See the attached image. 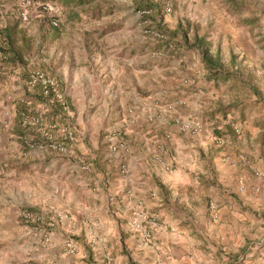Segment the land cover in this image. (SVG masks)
Returning <instances> with one entry per match:
<instances>
[{
	"label": "crops",
	"instance_id": "0c3cea01",
	"mask_svg": "<svg viewBox=\"0 0 264 264\" xmlns=\"http://www.w3.org/2000/svg\"><path fill=\"white\" fill-rule=\"evenodd\" d=\"M172 1L173 15L181 13L180 5L186 1ZM226 4L225 14L215 11L211 0L188 4L190 25L194 22L208 30L212 24L215 34L210 37L230 53L229 59L235 57L234 69L240 76L264 69L257 62L262 56L258 42L264 38V0ZM20 5L19 0H0V30L16 26L13 46L23 58L21 63L0 61V257L4 264H212L219 249L236 252L242 246L245 238L240 235L247 222L239 219L254 216L264 226V130L249 129L246 139L236 141L239 146L223 152L229 158L220 160L222 151L213 150L208 130L213 97L192 91L196 63L202 66L200 53L180 48L174 56H158L149 65V39L153 38L143 35L145 17L139 9L131 17L133 5L128 15L112 19L114 45L109 54L102 53L103 62L95 71L62 65L68 56L57 43L63 38L60 27L47 25L43 40L52 46L47 59L52 67L42 70L55 76L64 89L76 139L70 154L41 148L39 133L20 124L21 113L39 100L38 89L26 84L28 72L41 69L39 63L38 67L29 64L36 55L28 52L25 43L37 41L19 18ZM157 13H153L156 23L169 28L173 20ZM132 30L136 50L128 44ZM191 36V41L204 36L211 43L206 34ZM202 81L195 87L204 88L209 82L205 76ZM253 86V91L261 89ZM235 98L237 108H242L241 96L236 93ZM58 109L54 106L48 119ZM191 120L205 121L204 128L191 133L181 126ZM236 150L246 153L247 163L238 160ZM208 199L218 205L217 220L209 226ZM22 211L45 220L47 240L33 235L19 216ZM134 211L158 217L159 227L151 230L156 247L144 244L130 227ZM67 239L74 241L75 252L65 247ZM206 249L208 254H203ZM253 254H262V249L252 247L242 257L244 264L264 263V259L254 260Z\"/></svg>",
	"mask_w": 264,
	"mask_h": 264
},
{
	"label": "rangeland",
	"instance_id": "374dc122",
	"mask_svg": "<svg viewBox=\"0 0 264 264\" xmlns=\"http://www.w3.org/2000/svg\"><path fill=\"white\" fill-rule=\"evenodd\" d=\"M34 2L39 3H46L48 10L42 9L41 5L31 6L29 9V17L28 20L22 21L24 24L27 25L30 33L33 35V38L37 41H27L26 49L28 52H33L35 56L34 59H31L30 66H36L41 69L50 70L52 67V61L47 63L48 59V51L52 46L47 45V43L43 40L44 35L48 30L47 25H49L52 17L57 20L58 28L60 27L59 32L62 34V43H59L60 48L62 51H66L68 60L62 61L61 64L68 66V68H76V67H86L88 69H93L94 71L101 66L103 62L100 60L102 58V53L106 54L110 52L112 45H114V30L112 29L113 25L111 24L112 19H114L117 15L130 12L129 6L133 5L131 17L134 16L135 11L139 9L138 3L136 0H92L91 2L87 3L85 0L84 3L80 5H74L72 2L70 3L68 0H33ZM184 5H180L181 13H174L173 1L169 0L171 4V11L166 12L163 10L162 4L160 1L157 0H150L152 2V6L157 7V11L159 13L167 14L169 19L173 20L171 26H169L168 33L170 31H184L186 30L188 36L191 39V35L194 32H197L200 35L206 34L209 37L211 43V52H214L216 49L219 50L221 59L225 64V67L228 69H232L233 67L229 64V55L230 53L222 47L219 42L217 44L214 43L212 40V35L215 34L212 28V24L208 26V30L204 29V27H200V25L196 26L195 23L190 25L189 19L190 17L188 13V4H194L197 0H185ZM204 1V0H203ZM236 1V0H233ZM20 2V1H19ZM228 0H211V4L214 5L215 11H220V13L228 12L225 9V5H227ZM118 5V6H116ZM21 7V5H20ZM118 7V8H117ZM120 7L122 9H120ZM264 8V5H263ZM129 10V11H128ZM160 10V12H159ZM162 10V12H161ZM119 12V13H118ZM151 15H154V12H151ZM264 15L263 13H261ZM161 15V14H160ZM150 21H154V18L151 16L148 18ZM147 19V20H148ZM158 19V17L156 18ZM163 19V18H162ZM145 20V19H144ZM142 20L143 26V35L146 34L149 38H153V40L149 39L150 43V54H149V65L152 64V60L156 57H171L174 56L173 52L179 51V49H184L192 52V50L188 49L186 46L182 45L180 41H182V35L178 34L176 37H168L169 42L162 41L154 37V25L146 24ZM176 21V22H175ZM264 23V17L262 18ZM104 23V25L99 26L100 23ZM133 28L129 27V29ZM131 39L129 40V45H132V49L136 50L138 48V43L135 42L133 34L135 33L133 30L131 32ZM169 36L170 35L169 33ZM220 39V37L218 38ZM258 42L259 45L258 50L262 53V56L258 62V65H264V38ZM60 41V40H59ZM159 41L158 43H154L151 45L152 42ZM189 43L191 40H189ZM162 42V43H160ZM158 44V46H156ZM215 44V45H214ZM55 45V44H54ZM165 45L166 47L163 48ZM169 50V51H168ZM99 56L98 54H100ZM111 54V53H110ZM177 55V54H176ZM138 56V55H137ZM197 57H195L196 60ZM110 61H113L111 56H108ZM138 60V58H135ZM262 61V64L261 62ZM196 62V61H195ZM28 64V60H27ZM197 64V73L198 75L194 80V84H198V82H202V78L205 72L202 70V66ZM55 69L58 68L56 67ZM239 79V78H238ZM237 78L231 77L226 81H221L217 84L213 81H209L204 84V88L192 86V91L196 92L195 90H200L201 92H208L209 96H212V105H211V120H209L210 125L208 126V130L211 134V145L215 146L213 148L214 151H222L220 155V160H227L229 156L227 154H223L226 149L231 148L235 149V145L237 140L246 139L245 135L249 133V129H259L264 130V118L262 116V111L264 110V69H255L252 73H242L240 76V80H242L247 85H238ZM258 85L261 89H256L253 91L252 86ZM254 87V86H253ZM236 93L241 96L242 101L239 103L243 104L244 106L231 109L229 112L223 114V112L218 113L219 110L216 111V108L219 109L220 107H225L228 105H234L237 100L235 98ZM216 97H218L219 101H216ZM221 99V100H220ZM213 101H216L215 105H213ZM219 106H218V105ZM242 110L244 111L243 114L241 113ZM216 111V112H215ZM205 121H198V120H191L190 127L185 129H190L191 133H198L204 127ZM183 126V125H181ZM228 127H230L228 129ZM183 128V129H184ZM235 129L238 131L236 132ZM252 131V130H251ZM245 134V135H244ZM251 148V146H249ZM240 149V147H238ZM235 156L241 163H247L248 157L244 151L236 150ZM256 175L259 173L256 171ZM210 204H214L216 207V215L212 212L210 208ZM208 211L206 219L210 220L209 224H212L215 220H217V210L218 205L212 199H208L207 201ZM244 210V208H242ZM157 220V227L160 225V221L157 216H155ZM257 218L251 216L249 219H239L240 222L246 221L247 225L244 227V233L240 235V238H245L244 241L241 243L242 246L239 247V250L236 252H231L228 249L221 250L219 249L217 252L218 255L215 257L213 255V262L212 264H244L243 256L246 252L250 251L252 247H257L258 249H262V254H253L254 260H262L264 259V226L262 223L257 222ZM221 224V223H219ZM219 224H216L219 226ZM154 228V229H155ZM218 234H220L218 232ZM216 235V234H215ZM244 235V236H243ZM236 237V236H233ZM232 242H236V239H231ZM244 243V245H243ZM229 245V243L227 244ZM157 246V245H156ZM203 247V246H202ZM154 248V247H153ZM204 249V247H203ZM203 254H208V250H202ZM220 254V255H219ZM264 264L263 262H261ZM0 264L3 263V259L0 257ZM20 264H26L25 261H21Z\"/></svg>",
	"mask_w": 264,
	"mask_h": 264
},
{
	"label": "built area",
	"instance_id": "2783aa9c",
	"mask_svg": "<svg viewBox=\"0 0 264 264\" xmlns=\"http://www.w3.org/2000/svg\"><path fill=\"white\" fill-rule=\"evenodd\" d=\"M22 9L19 11V18L22 21L28 20L29 9L31 6H42V9L48 10L46 3L34 2L33 0H19ZM160 1L163 10L166 12L171 11V4L169 0H157ZM37 4V5H36ZM150 11L143 9L139 10V14L143 17H148ZM145 18L144 23L151 24V21ZM50 26H58L57 20L52 17ZM154 37L162 41H168L167 35L154 32ZM3 53L0 52V61L4 60ZM26 84L31 89H38V104L35 107L27 106V110L21 113L20 124L23 128L35 129L42 138V142L39 143L41 148H47L55 153L70 154L71 144L75 141V129L69 120V107L65 99L64 89L58 79L47 73L46 71L33 68L28 72ZM24 102V101H23ZM29 105V103L27 104ZM54 106L59 109L57 112H53L54 118L48 119V114L52 113ZM264 118V110L262 111ZM60 118L63 121H60ZM190 124H184L183 127L188 128ZM237 132L238 130L235 129ZM38 143H32L33 146H37ZM210 208L214 215H216V207L214 204H210ZM22 222L30 226L31 232L34 236L39 237L40 240H47L48 238V224H45V220L38 214H34L29 211H22L20 213ZM45 224V225H44ZM130 227L136 231L142 242L148 246L156 247L157 243L152 238L151 230L157 227V220L155 215H146L143 211H134L130 219ZM65 247L75 252L76 246L72 239L65 241ZM52 264H57L55 261Z\"/></svg>",
	"mask_w": 264,
	"mask_h": 264
},
{
	"label": "trees",
	"instance_id": "16d2710c",
	"mask_svg": "<svg viewBox=\"0 0 264 264\" xmlns=\"http://www.w3.org/2000/svg\"><path fill=\"white\" fill-rule=\"evenodd\" d=\"M70 3L72 2L74 5H80L84 3L85 0H68ZM87 3L91 2L92 0H86ZM139 6V10H149L150 12H157V7L152 6V2L150 0H136ZM154 18V21H151V24L154 25V30L156 32L163 33L167 35L168 37H176V35L180 34L182 35V41L180 43L184 46H186L188 49L197 50L200 53V61L202 63L203 69L205 70V80L207 81H213L215 84L221 81H226L230 79L231 77H235V79H240V74L238 69H234L236 66L235 63V57H230L229 64L232 69H228L225 67L224 62L221 59V55L218 49H216L214 52H211V47L208 41H206L204 36L197 37L194 36L192 41L189 43L188 41V32L186 30L184 31H170V35L168 33L167 29H163L162 26L159 23H156L157 16L154 14L153 16L150 15L145 18L149 17ZM53 28H57L55 26H51ZM16 33V26H6L3 29L0 30V52L3 53L4 57L9 62H19L21 63L23 61L22 55L19 50H17L13 46V35ZM27 47V41L25 43ZM237 108V104L234 105H228L225 107H220V112L226 113L229 112L231 109ZM230 127H228L229 129ZM230 130V129H229Z\"/></svg>",
	"mask_w": 264,
	"mask_h": 264
}]
</instances>
